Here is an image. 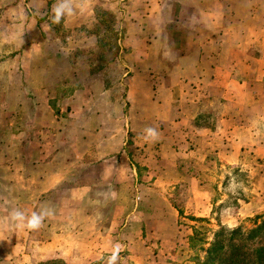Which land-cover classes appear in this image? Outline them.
Instances as JSON below:
<instances>
[{
    "label": "rangeland",
    "instance_id": "obj_1",
    "mask_svg": "<svg viewBox=\"0 0 264 264\" xmlns=\"http://www.w3.org/2000/svg\"><path fill=\"white\" fill-rule=\"evenodd\" d=\"M233 2L228 0L227 4ZM55 3L0 0V201L11 203L4 209L0 205V212L16 209L28 214L30 200L36 198L31 190L36 173L32 175L29 169L46 162L58 149L63 150L62 157L69 158V151L77 147L81 164L87 163L89 159L85 161L84 157L88 156L83 153L97 149L100 137L120 133L122 126L124 130L131 128L129 117L133 124H139L142 117L158 116L157 112L162 116L176 114L168 107L169 94L155 88L161 77L165 88L173 86L163 77L172 63L161 59L163 71L155 67L140 70L137 61L130 58L132 46L125 38L128 30L136 35L137 29L130 22L140 19L141 14L131 8L130 0H87L83 11L80 0H74V15L60 24L51 21ZM258 14L264 18V10ZM240 15L244 17V12L224 13L225 33L220 39L224 53L230 57L220 61L225 65L220 66V90H229L237 102L220 96L197 106H182L185 120L194 116L197 127H211L218 112L227 117L236 114L235 133L226 136L208 129L207 134L191 136L193 139L186 143L184 134L174 132L188 131V121L176 126L160 120L157 126L164 137L148 146L138 134L127 131V150L139 154L134 160L138 163V179L117 195L125 199L120 205L86 200L85 206L102 226L113 213L121 214L125 221L130 219L137 207L135 200L145 209L143 198H169L178 211L176 235L172 237L175 248L166 258L169 263L264 264V58L260 59L264 55V23L252 20L251 28L248 22L238 25L234 16L248 20ZM171 16L167 13L168 20ZM250 30L256 42H250ZM166 31L177 42L183 37L173 23ZM238 83L239 88L232 86ZM154 96L162 104L158 108L150 106ZM250 127V132L244 131ZM161 144L166 145L160 148ZM169 147L177 158L159 164L156 156ZM190 150L193 154L182 155ZM65 174L71 176L73 171L66 167ZM191 174L197 180V189L188 182ZM233 177L243 184L235 194L228 190ZM82 182L75 174L62 188L48 194H68L72 184ZM101 185L93 186L90 195L113 199L114 193ZM56 206L48 203L44 209L54 212ZM128 222L126 241L137 248L143 239L130 236V231L139 233V229L135 222ZM150 240L148 237L146 242ZM141 252L129 249L123 252V258L128 264H144L136 259ZM48 264L63 263L54 259Z\"/></svg>",
    "mask_w": 264,
    "mask_h": 264
},
{
    "label": "crops",
    "instance_id": "obj_2",
    "mask_svg": "<svg viewBox=\"0 0 264 264\" xmlns=\"http://www.w3.org/2000/svg\"><path fill=\"white\" fill-rule=\"evenodd\" d=\"M227 1L138 0L135 2L130 0L131 8L136 9L138 13L141 12L140 19L130 22V25L137 29L136 35L132 36L128 30V36L126 35L125 38L126 44L132 46L130 58L137 61L140 70L155 67V70L163 71L165 66L159 62L161 59L172 63L163 77H167L165 83L173 84V86L165 88L164 79L161 77L155 88L163 89L169 94L168 107L176 114L175 116H162L157 112L158 116H146L144 119L142 117L138 121L139 124L137 122L133 124V120L129 117L127 122L133 125L131 128L127 127L128 129L124 130L122 126L120 133L116 131V134L111 132L106 138L100 137L98 141L101 142L97 144V149H90L86 155L83 153V156H88L84 157L85 161L89 159L87 163L81 164L82 154L77 147H73L70 150L72 153L69 151V158L62 157L63 150L58 149L43 164L31 165L30 172L32 175L36 173L31 189L36 198L30 200V211L26 216L44 210L48 203L57 205L56 211H52L53 214L44 220L43 226L38 230L16 227L15 222L10 218L12 210L0 212V264H48L54 259L60 260L63 264H106L117 245L120 248L118 264H128L127 258H123V252L129 249L142 251L136 259L144 264H176L166 260L170 257L171 250L175 248L176 240L172 237L176 235L174 232L177 230L176 216L178 215V211L173 207L169 198L162 195L143 198L147 203L145 209L138 206L140 203L135 200L137 207L134 208L130 219L125 221L121 214L113 213L102 226L98 225L97 216L89 212L85 204L86 200H90L92 204L104 205L112 202L120 205L125 199L120 200L117 195L121 194L130 181L138 179L136 168L138 163L134 160L139 154H130L127 150V131L138 134V137L143 139L148 146L164 137L160 127L157 126L160 120H166L176 126L182 121H188L190 123L188 131L174 132L177 135L184 134L186 143L188 139H193L191 136L207 134L208 129H216L217 133L221 132L226 136L235 133L238 126L236 114L227 117L224 116V112L221 115L218 112L211 127H197L194 124V116L191 117L192 120L190 117L185 120V113L182 109L183 105L197 106L208 99L219 100L220 96L227 101L237 102L233 99L234 94L232 95L229 90H220V66H225L221 65L220 61L230 58L224 53L222 44H220V39L224 38L225 33L222 34L225 26L222 23L224 13L229 10L236 11V13L244 12V17L242 15L239 17L248 20H239L237 16H234L233 21L239 23L238 25H241V21L248 22L251 28L254 26L251 24L252 20L264 23V18L258 14L264 10V0H232L234 2L229 5ZM258 3L260 5H257ZM167 13L172 14L170 20L167 19ZM186 16L188 18H185ZM172 23L183 32L181 33L183 37L178 42L173 40L166 31L167 26ZM261 27L264 28V25ZM252 37L250 30V42H256V35L253 40ZM231 56L235 58V55L231 54ZM263 58L262 54L260 59ZM252 70L255 74L256 68ZM262 74L264 75V72ZM225 75L227 73H224ZM232 86L239 88L240 84H232ZM158 99V96L150 99L152 108L162 105ZM146 127L155 128L159 133L158 139L145 141L144 129ZM198 129H203L205 132H198ZM244 131L250 132L251 127ZM207 144L209 145V142ZM165 145L161 144L160 148ZM103 150L106 152L103 153ZM148 154L154 157V154ZM176 154L175 150L169 147L166 152L158 153L156 159L159 157L157 159L159 164L161 162L171 163L173 158H177ZM189 154H193V151L182 153L183 156ZM5 167L9 169V166ZM66 167L73 171L71 176H66ZM75 174L83 181L82 184H72L70 191L67 190L68 194L62 192L56 197L48 194L62 188L66 180ZM188 182L197 189V180L193 174L188 178ZM95 185H101L103 188H108L111 194L114 193L115 202L112 201L114 198L108 195L104 198L91 196V188ZM0 186H3L1 180ZM113 188L114 191L111 190ZM198 194L201 195V192ZM64 201L66 207L63 209L61 203ZM18 202L16 198L15 203ZM5 204L11 203L6 200L0 201L3 209ZM128 220H131L132 225L135 222L134 226H138L139 229V233L130 231V236L140 235V239H143L137 248L134 243L130 245L126 241L128 240V226H130ZM148 237L149 240L153 239L146 242Z\"/></svg>",
    "mask_w": 264,
    "mask_h": 264
},
{
    "label": "clouds",
    "instance_id": "obj_3",
    "mask_svg": "<svg viewBox=\"0 0 264 264\" xmlns=\"http://www.w3.org/2000/svg\"><path fill=\"white\" fill-rule=\"evenodd\" d=\"M87 0H80V11L84 10ZM74 0H56L52 6L51 21L53 24H60L62 19L67 16H72L75 13ZM159 133L153 127H146L144 129L145 141H155L158 139ZM243 187L242 182L237 183L235 177L229 181L228 190L235 194L237 188ZM52 211L44 209L40 212H33L30 216H26L22 211L12 210L10 218L15 222L18 228H27L28 230H38L43 226L44 220L52 215ZM120 259V248L117 245L112 254L108 257L106 264H118Z\"/></svg>",
    "mask_w": 264,
    "mask_h": 264
},
{
    "label": "trees",
    "instance_id": "obj_4",
    "mask_svg": "<svg viewBox=\"0 0 264 264\" xmlns=\"http://www.w3.org/2000/svg\"><path fill=\"white\" fill-rule=\"evenodd\" d=\"M228 238H232V237H228ZM223 247H222V245L220 246V250L222 249Z\"/></svg>",
    "mask_w": 264,
    "mask_h": 264
}]
</instances>
